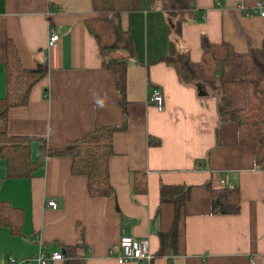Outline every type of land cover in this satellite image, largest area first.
<instances>
[{"label":"crops","instance_id":"1","mask_svg":"<svg viewBox=\"0 0 264 264\" xmlns=\"http://www.w3.org/2000/svg\"><path fill=\"white\" fill-rule=\"evenodd\" d=\"M264 0H196V12L182 26L177 45L201 61L202 34L213 43L229 41L238 52L264 42V16L253 13ZM93 0H0V98L7 93V43L11 39L25 68L39 63L48 73L32 88L29 102L0 118V133L31 136V157L43 144L62 147L97 125H122L113 134L109 196H91L88 177L72 171L71 156H47L31 176L11 177L0 156V201L21 216L15 233L0 223V264H42L40 252L61 251L83 239L86 264L120 263L113 252L124 234L148 238L151 264H264V169L256 166L253 146L239 141V124L221 122L215 95H202L183 83L162 60L170 53V16L161 8L124 11L121 23L134 41L127 67L126 103L114 73L102 63L88 20ZM52 30L59 40L49 46ZM155 88L165 103L151 100ZM234 108L247 104V86H224ZM218 129L221 141H218ZM144 172L147 191L135 192ZM240 189L238 213H214L207 182L221 180ZM190 185V198L178 225L175 252L159 255L160 232H170L175 205L161 202V185ZM56 199L58 206L48 204ZM8 207V208H7ZM15 259L11 262L10 258ZM62 260L46 264H65Z\"/></svg>","mask_w":264,"mask_h":264},{"label":"trees","instance_id":"2","mask_svg":"<svg viewBox=\"0 0 264 264\" xmlns=\"http://www.w3.org/2000/svg\"><path fill=\"white\" fill-rule=\"evenodd\" d=\"M98 15L88 20V28L95 35L102 63L115 76L120 90L121 104L126 103L127 67L134 56V41L131 33L121 23L124 11L144 8H161L170 16L172 32L171 49L162 58L174 67L179 79L193 85L202 95L218 98L217 110L221 122L239 124V141L253 146L256 166L264 169V42L262 46H250L246 52H238L232 43H213L206 33L202 34V59L195 62L186 49L177 45L182 26L191 20L196 12V0H93ZM48 73V65L39 63L35 68H25L14 42L7 43L6 82L7 93L0 98V118H6L10 108L26 105L33 86ZM228 82H242L247 86V104L244 108H234L224 86ZM122 125H97L81 138L62 147H48L43 144L42 154L35 160L31 157V136L0 133V156L7 159L8 175L11 177L31 176L47 156H71L72 171L88 177V192L91 196H109L115 189L110 179V157L114 152L113 134L125 127ZM218 141H221L218 129ZM212 196L214 213H238L241 209L240 189L237 185H216L207 182ZM147 176L137 172L135 192L147 191ZM190 185H161V202L175 205L172 230L160 232L159 255L176 251L178 225L184 207L191 193ZM6 201H0V223L7 224L13 232L21 231L19 214L6 213ZM9 206V205H8ZM10 208H16L9 206ZM8 208V207H7ZM175 247V248H174ZM65 264H86V247L83 239L74 245H65ZM171 249V251L169 250ZM169 264H172L170 260Z\"/></svg>","mask_w":264,"mask_h":264},{"label":"built area","instance_id":"3","mask_svg":"<svg viewBox=\"0 0 264 264\" xmlns=\"http://www.w3.org/2000/svg\"><path fill=\"white\" fill-rule=\"evenodd\" d=\"M253 13H258L261 16H264V2L259 1L253 7ZM59 40V34L56 30H52L49 37V46L54 45ZM151 100L156 105L159 110H162L165 103V96L161 89L155 88L151 94ZM223 185H228L234 187L233 183H227L226 180H221ZM48 204L52 207H57L58 203L56 199H49ZM113 252H118L117 257L120 263L137 259L145 260L148 264H151L152 260L155 258V254L151 251L149 247L148 238H137L133 235L124 234L120 237L119 242L113 246ZM64 254L61 251H53L50 254L45 253L44 251L40 252L38 260L42 264H46L50 261L62 260L64 259ZM11 262H14L15 259L10 258Z\"/></svg>","mask_w":264,"mask_h":264},{"label":"water","instance_id":"4","mask_svg":"<svg viewBox=\"0 0 264 264\" xmlns=\"http://www.w3.org/2000/svg\"><path fill=\"white\" fill-rule=\"evenodd\" d=\"M201 93H203V92H201ZM64 252H66V250H64Z\"/></svg>","mask_w":264,"mask_h":264},{"label":"rangeland","instance_id":"5","mask_svg":"<svg viewBox=\"0 0 264 264\" xmlns=\"http://www.w3.org/2000/svg\"><path fill=\"white\" fill-rule=\"evenodd\" d=\"M184 49H186V48H184Z\"/></svg>","mask_w":264,"mask_h":264}]
</instances>
